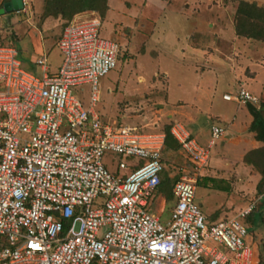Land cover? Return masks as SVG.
Here are the masks:
<instances>
[{"label": "built area", "instance_id": "1", "mask_svg": "<svg viewBox=\"0 0 264 264\" xmlns=\"http://www.w3.org/2000/svg\"><path fill=\"white\" fill-rule=\"evenodd\" d=\"M92 14L63 26L53 73L47 56L35 58L41 71L33 74L15 46L0 43V264H255L242 222L252 205L208 223L194 201L210 149L226 134L222 121L210 124L206 145L170 129L186 163L169 218L162 223L148 211L163 135L102 121L94 110L98 79L118 63L120 46L99 36L98 19L86 18ZM81 84L91 86L86 108L72 93ZM222 98L258 101L243 87ZM103 154L110 165L118 157L117 170Z\"/></svg>", "mask_w": 264, "mask_h": 264}, {"label": "rangeland", "instance_id": "2", "mask_svg": "<svg viewBox=\"0 0 264 264\" xmlns=\"http://www.w3.org/2000/svg\"><path fill=\"white\" fill-rule=\"evenodd\" d=\"M24 1L21 10L0 13V43L36 56L48 55L51 64H56V42L69 20L59 14L43 18L44 0ZM4 2L0 0V8ZM235 5L236 0H107L102 15L93 11L91 17H86L97 18L99 36L120 46L118 63L98 79L94 110L102 121L134 125L146 136L163 135L165 190H157V195L166 201L160 216L162 223L168 219L173 203L164 192L172 184L171 177L186 163L182 148L164 149L163 127L180 124L194 136L199 130L205 131L218 114L233 115L237 103L224 100L223 93L235 94L243 87L257 97L255 106L260 103L259 96L264 95V41L233 33ZM191 46L198 49L192 51ZM200 48H204L206 56ZM23 68L40 74L38 65L31 67L26 62ZM72 93L85 108L89 105V84L74 86ZM241 110L245 112L246 107ZM207 137L198 136V143L206 145ZM238 151L229 144L220 148L216 142L210 149L209 165L201 169L194 201L207 215L208 223L252 205L254 212L247 223L258 218V213L261 216L252 227L248 226L246 240L255 257L260 258L264 247V205H259L260 195L252 191L253 175L258 170L243 164ZM108 158L103 154L102 162L109 170H117L118 157L111 165ZM230 159L235 162L225 166ZM204 176L215 178L217 185L229 190L214 189L212 182L205 186Z\"/></svg>", "mask_w": 264, "mask_h": 264}, {"label": "trees", "instance_id": "3", "mask_svg": "<svg viewBox=\"0 0 264 264\" xmlns=\"http://www.w3.org/2000/svg\"><path fill=\"white\" fill-rule=\"evenodd\" d=\"M6 1L8 0H5V2ZM106 8H107V0H44L42 17L45 18L51 15L59 14L62 17L66 18V20H69L73 15L83 11H91V12L95 11L101 13L102 15L103 14L102 11H104ZM233 32L237 36L264 41V7L258 6L254 2H248L245 0H236V5L234 8V16H233ZM259 97H260L259 105L254 106L251 103H247V108L250 114L252 115V121L250 123L249 128L250 130L255 132L256 139L262 141L263 144L257 148L251 149L248 152H246L242 160L246 164L251 165L252 167L256 168V170H258L260 176L255 185V190L256 193L260 195L259 205H264V201H263L264 199V119L259 114V109H264V95L261 94ZM170 129H171V124L163 127L164 149L166 150L181 149V145L179 141L171 133ZM163 172H164V168L162 169L160 174V184L158 185V189L162 188L165 190L164 188L165 186L162 185ZM179 176L180 173L178 171L177 174L174 175V177H171L172 184L167 185L166 192H164L166 194V197L173 199V201H174V196L172 193V185L175 182V180L179 178ZM199 176L200 175H198L197 180L199 179ZM202 180H204L205 186H208V182H212L213 185H211V187L214 189L217 190L220 189L224 191L229 190L227 187H222L217 185V180L213 177L204 176ZM197 183L198 181H196V184ZM253 208L254 207L252 206V209ZM252 209L244 218V224L246 225L247 229L248 226L252 227V225L257 223L258 218L261 216V214L258 213L259 216L258 218L257 216H255L254 220L249 221L247 223V220L254 212L252 211ZM255 264H264V247L261 257L259 258V256H257Z\"/></svg>", "mask_w": 264, "mask_h": 264}, {"label": "crops", "instance_id": "4", "mask_svg": "<svg viewBox=\"0 0 264 264\" xmlns=\"http://www.w3.org/2000/svg\"><path fill=\"white\" fill-rule=\"evenodd\" d=\"M245 1L254 2L258 6H263L264 7V0H245ZM85 12L86 11L80 12V14L85 15V16H90V13H85ZM6 13H8V12H6ZM191 37H193V36H191ZM189 46H190V44H189ZM15 48L18 51V57H19V60L21 62V66L22 67H23V64H25L26 62L28 64H30L31 67L36 65L35 62H34L35 58L37 57L36 55H33L28 50H24L23 51L21 49H18L17 47H15ZM190 49H192V51H195L194 49H198V48H194L193 46H191ZM200 49H201V52H203V56H206L204 48H200ZM58 55H59V59H58V62L56 64H51V62L48 60V57H47L48 72L49 73L55 72L57 70L58 66H59L60 61H61L59 52H58ZM46 56H48V55H46ZM39 70H40V67H39ZM26 71H28V70H26ZM28 72H30V71H28ZM30 73H32V72H30ZM33 74H35V73H33ZM254 77H255V72H254V75H253L252 78H254ZM242 83L244 84L243 81H242ZM223 94H225V93H223ZM251 104L254 105V103H251ZM243 106L246 107V111L245 112H243L241 110ZM260 110L261 109H259V111ZM248 112H249V110L247 108V103H237L236 104V110H235V112L233 113V115L231 117H229V115H227L226 113L218 114L216 120H212L211 119L209 121L208 127H207V129L205 131L199 130L194 136H192V133H191V131L189 129H188L189 132H187L185 130L186 128H184L182 125L175 124V126H176V128L182 129L184 132L188 133L189 137L192 138L196 143H198V141H197L198 136H206L207 135V136L210 137V128L209 127H210V124L213 121H217L218 120V121L224 122L225 124H227V131H226V134L223 136V138L219 140V146H220V148H223L225 145L229 144V145L237 147L238 150H239L238 153H239L240 161L244 164L245 162L242 161V158H243L244 154L246 152H248L249 150L257 148V147H259V146H261L263 144L262 141L256 139L255 132L250 130V128H249L250 123L252 121V115L250 114V112L249 113ZM259 114H260V112H259ZM209 137H207V141L206 142H208ZM198 144L201 145V143H198ZM232 161L235 162V160L230 159L228 162H225L224 165L225 166H229L230 165L229 162H232ZM236 161H238V160H236ZM208 165H209V163H208ZM245 165L252 167L251 165H248L246 163H245ZM253 179H254V184H253L252 191L255 193L256 192L255 185H256V183H257V181L259 179V174L255 173L253 175ZM157 190H158V188L153 192L152 196L149 198V202H148V206L147 207H148V211L150 213L156 215L158 217V219L160 220L161 219L160 216L164 212L165 207H166V201H165L164 197L161 194L157 195ZM172 206H173V203L170 206V213H171ZM153 207L155 209H153ZM255 259H256V257H255Z\"/></svg>", "mask_w": 264, "mask_h": 264}, {"label": "water", "instance_id": "5", "mask_svg": "<svg viewBox=\"0 0 264 264\" xmlns=\"http://www.w3.org/2000/svg\"><path fill=\"white\" fill-rule=\"evenodd\" d=\"M23 7L22 0H8L0 8V13L19 11ZM261 116L264 118V109L260 111Z\"/></svg>", "mask_w": 264, "mask_h": 264}]
</instances>
